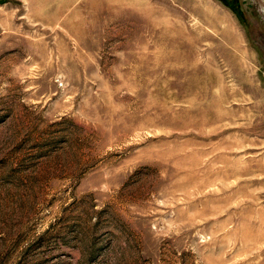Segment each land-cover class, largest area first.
<instances>
[{"label": "rangeland", "instance_id": "obj_1", "mask_svg": "<svg viewBox=\"0 0 264 264\" xmlns=\"http://www.w3.org/2000/svg\"><path fill=\"white\" fill-rule=\"evenodd\" d=\"M0 264H264V0L0 1Z\"/></svg>", "mask_w": 264, "mask_h": 264}, {"label": "water", "instance_id": "obj_2", "mask_svg": "<svg viewBox=\"0 0 264 264\" xmlns=\"http://www.w3.org/2000/svg\"><path fill=\"white\" fill-rule=\"evenodd\" d=\"M0 1H2V0H0Z\"/></svg>", "mask_w": 264, "mask_h": 264}]
</instances>
